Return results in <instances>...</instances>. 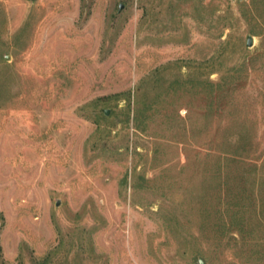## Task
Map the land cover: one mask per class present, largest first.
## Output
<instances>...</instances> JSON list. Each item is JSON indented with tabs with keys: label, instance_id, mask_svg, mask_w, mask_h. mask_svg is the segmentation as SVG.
I'll use <instances>...</instances> for the list:
<instances>
[{
	"label": "rangeland",
	"instance_id": "rangeland-1",
	"mask_svg": "<svg viewBox=\"0 0 264 264\" xmlns=\"http://www.w3.org/2000/svg\"><path fill=\"white\" fill-rule=\"evenodd\" d=\"M200 261L264 264V0H0V264Z\"/></svg>",
	"mask_w": 264,
	"mask_h": 264
},
{
	"label": "water",
	"instance_id": "water-1",
	"mask_svg": "<svg viewBox=\"0 0 264 264\" xmlns=\"http://www.w3.org/2000/svg\"><path fill=\"white\" fill-rule=\"evenodd\" d=\"M122 8V6L120 7V9ZM253 45V38L251 36L248 37L247 39V46L251 47ZM106 114H108V111H106ZM200 264H203V261H200Z\"/></svg>",
	"mask_w": 264,
	"mask_h": 264
}]
</instances>
